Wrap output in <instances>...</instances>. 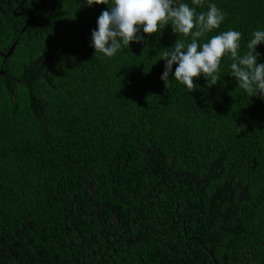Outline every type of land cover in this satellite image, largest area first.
Segmentation results:
<instances>
[{"label":"trees","instance_id":"16d2710c","mask_svg":"<svg viewBox=\"0 0 264 264\" xmlns=\"http://www.w3.org/2000/svg\"><path fill=\"white\" fill-rule=\"evenodd\" d=\"M179 2L226 13L198 44L235 30L243 55L264 31V0ZM111 6L0 0V53L17 42L0 56V264H264V96L230 54L217 84L190 92L173 65L166 86L163 52L191 41L171 24L96 55Z\"/></svg>","mask_w":264,"mask_h":264},{"label":"clouds","instance_id":"9594fccd","mask_svg":"<svg viewBox=\"0 0 264 264\" xmlns=\"http://www.w3.org/2000/svg\"><path fill=\"white\" fill-rule=\"evenodd\" d=\"M109 0H86L87 6L108 5ZM199 5L200 0H193ZM226 13L215 4L208 5V11L197 14L195 8L179 0H113L110 11L105 10L98 18V30L92 32V47L97 54L113 57L121 46L130 47L131 43H140L144 37L160 32L171 24L173 32L191 37L187 45L177 40L171 51L163 52L165 71L161 79L168 86V80L175 69L174 79L192 92L196 89L194 80L202 75L209 86L217 84L222 59L230 54L231 76L236 78L240 88L249 96H264V64H258L260 53L257 46L264 43V31H255L248 42V51L240 54L242 34L229 30L212 36L210 40L198 44V39L207 33L219 29ZM195 29V31H194Z\"/></svg>","mask_w":264,"mask_h":264},{"label":"water","instance_id":"95a60500","mask_svg":"<svg viewBox=\"0 0 264 264\" xmlns=\"http://www.w3.org/2000/svg\"><path fill=\"white\" fill-rule=\"evenodd\" d=\"M17 11L15 10L14 11V14L16 15V16H20V15H23L25 12L24 11H20V12H17ZM35 20V17L34 16H32V18H31V20L29 21V23L22 29V33H24L25 31H26V29H27V26L31 23V22H33ZM16 45H17V42H15L14 44H13V46L10 48V50H9V52L8 53H6V54H4V53H0V56H2V57H4V59H7L8 57H10L11 55H12V53H13V51L15 50V47H16ZM0 75L2 76V75H4V71H3V69H0ZM214 262H215V264H218L217 263V261L214 259Z\"/></svg>","mask_w":264,"mask_h":264},{"label":"flooded vegetation","instance_id":"af4514ba","mask_svg":"<svg viewBox=\"0 0 264 264\" xmlns=\"http://www.w3.org/2000/svg\"><path fill=\"white\" fill-rule=\"evenodd\" d=\"M1 68V67H0Z\"/></svg>","mask_w":264,"mask_h":264}]
</instances>
